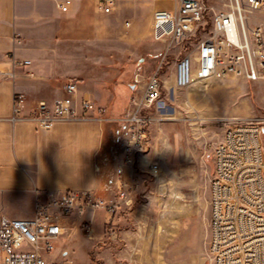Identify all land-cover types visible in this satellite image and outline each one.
<instances>
[{
  "label": "crops",
  "instance_id": "0c3cea01",
  "mask_svg": "<svg viewBox=\"0 0 264 264\" xmlns=\"http://www.w3.org/2000/svg\"><path fill=\"white\" fill-rule=\"evenodd\" d=\"M61 1L0 0V210L11 218L32 217L37 197L49 193H110L107 184L115 176L119 143L110 119L132 109L130 93L138 90L141 96L152 75L142 79L137 72L128 85L129 75L115 63L142 59V52L151 50L147 41L153 12L173 11L180 3L118 0L111 12H105L99 0H72L67 11L58 6ZM205 1L221 5V0ZM123 30L130 32L127 37L120 36ZM13 56L31 63L13 69ZM12 70L14 77L6 74ZM71 80L78 83L77 102L89 98L104 103L106 113L59 119L51 127H41L29 117L37 100L66 95L64 86ZM17 93L25 94L27 101L23 112L15 114ZM108 110L117 116L109 117ZM108 153L111 174L103 170ZM147 162L139 153L137 168ZM15 202L24 206L11 208ZM102 216H92L97 238Z\"/></svg>",
  "mask_w": 264,
  "mask_h": 264
},
{
  "label": "built area",
  "instance_id": "2783aa9c",
  "mask_svg": "<svg viewBox=\"0 0 264 264\" xmlns=\"http://www.w3.org/2000/svg\"><path fill=\"white\" fill-rule=\"evenodd\" d=\"M116 1L99 0V7L111 12ZM71 4L72 0H63L58 6L67 11ZM256 14H264V0H221L218 7L205 0H180L173 11L156 9L152 36L165 42L167 52L175 45L195 40V52L181 56L176 63L172 89L229 76L264 80V22L255 19ZM207 27L206 36L199 38L198 33ZM30 63V59L13 56L11 64L15 69ZM6 74L15 76L14 70ZM64 88L66 95L52 101L37 100L30 113H106L104 103L89 98L77 102L79 87L75 80L68 81ZM161 95L157 70L144 93L131 98L128 113H146ZM26 101L25 94L17 93L14 113H22ZM147 138V129H124L116 150L114 187L128 205L132 203L135 164ZM213 159L209 258L212 264H264V129H225ZM148 169L157 175L160 163L151 160ZM91 194L67 190L38 196L35 214L29 218H11L0 210V264H48V255L66 231L65 217L101 206L114 209L113 203L93 199ZM82 226L92 238L89 221Z\"/></svg>",
  "mask_w": 264,
  "mask_h": 264
},
{
  "label": "rangeland",
  "instance_id": "374dc122",
  "mask_svg": "<svg viewBox=\"0 0 264 264\" xmlns=\"http://www.w3.org/2000/svg\"><path fill=\"white\" fill-rule=\"evenodd\" d=\"M169 2L177 5L175 0ZM263 15L254 17L264 22ZM207 29L198 33L199 38L206 36ZM152 31L151 21L147 41L151 50L142 52V59L115 65L129 75L128 85L135 82L137 72L145 79L158 70L162 95L145 111L151 122L141 152L144 162L157 160L161 170L153 175L148 165L137 168L136 162L129 205L120 199L111 179L107 184L109 194L93 192V199L113 203L114 209L101 206L65 217L66 231L48 255V264H212L208 253L209 183L214 170V148L228 127L264 118V80L229 76L196 81L174 91L171 86L176 63L181 56L195 52V40L175 45L167 52L165 42L154 40ZM129 33L123 30L120 36L127 37ZM138 92L132 91L130 100L139 97ZM128 112L110 119L115 142L120 143L124 137V123L119 119ZM108 114L116 115L112 110ZM111 159L112 154L108 153L102 160L107 162L103 170L110 174L114 172ZM20 206L24 205L15 202L11 208ZM95 213L104 215L99 238L93 228ZM86 220L91 225L92 238L82 226Z\"/></svg>",
  "mask_w": 264,
  "mask_h": 264
},
{
  "label": "bare ground",
  "instance_id": "6f19581e",
  "mask_svg": "<svg viewBox=\"0 0 264 264\" xmlns=\"http://www.w3.org/2000/svg\"><path fill=\"white\" fill-rule=\"evenodd\" d=\"M89 116L91 115L87 113H31L29 117L35 120L41 127H51L59 119H78ZM14 118L16 119V117ZM119 120L124 123V129H147L148 123L151 122V117L146 113H126ZM227 129H264V118L239 123Z\"/></svg>",
  "mask_w": 264,
  "mask_h": 264
}]
</instances>
